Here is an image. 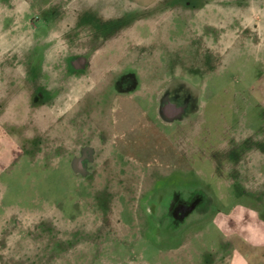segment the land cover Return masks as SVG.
Here are the masks:
<instances>
[{"label":"rangeland","instance_id":"rangeland-1","mask_svg":"<svg viewBox=\"0 0 264 264\" xmlns=\"http://www.w3.org/2000/svg\"><path fill=\"white\" fill-rule=\"evenodd\" d=\"M182 5L0 0V264H213L228 231L264 243V13Z\"/></svg>","mask_w":264,"mask_h":264},{"label":"crops","instance_id":"crops-1","mask_svg":"<svg viewBox=\"0 0 264 264\" xmlns=\"http://www.w3.org/2000/svg\"><path fill=\"white\" fill-rule=\"evenodd\" d=\"M131 1L133 2L134 6L138 8H152L160 2L165 1L166 3L172 0H131ZM180 1L183 2L182 6L184 8H188L189 10H195V9L201 10L205 8L207 5H210L212 2L225 3L227 4V8L229 7L233 10L232 14L234 16L239 15V17H236L235 19L231 18L232 20L230 22V25H233L232 22H235L237 20L238 21L235 22L234 25L243 24V22H245L244 21L245 16H250L252 13H256V15L258 16H261L264 13V0H180ZM237 11H239L240 14H238ZM233 211L235 212L236 210H232L228 217L231 216ZM246 213L250 214V217L254 215V218L255 217L259 218L257 214H253V212H251L250 210L249 212ZM227 237H228L226 240L227 243H225L226 248L224 247L225 250L221 251V252H225L226 254L223 255L222 260L216 261L213 264H264V243L253 242L252 238H248L244 234L243 235L238 234L236 231H232V232L228 231Z\"/></svg>","mask_w":264,"mask_h":264},{"label":"flooded vegetation","instance_id":"flooded-vegetation-1","mask_svg":"<svg viewBox=\"0 0 264 264\" xmlns=\"http://www.w3.org/2000/svg\"><path fill=\"white\" fill-rule=\"evenodd\" d=\"M40 23H41V27H40L39 31L37 30L38 26H35V28H37L35 33H39V34L33 35V39H35V43L38 42L39 39H43L45 37H48L49 30H51V22H40ZM99 31H101V30H98V32ZM96 36H97V34H96ZM98 36H100L99 33H98ZM46 46H47L46 42H45V44H42V45L35 44V46H33V49H35L36 47H42L43 53L45 54L44 48H46ZM45 57H42V59H40L39 67H37L40 71L39 74H45V73L47 74L48 73V67L43 66V64L45 63V60H47V59H45ZM69 65L72 66L76 71L84 72L87 69H89V66H88L89 62L87 61V59H85L84 56H78L77 58H74L71 62H69ZM87 73H86V75H91V74H87ZM94 74L95 73H93V75ZM129 77L124 76L122 78L123 81H122L121 85L124 86V88L119 90L120 95H122V93L124 94V92L127 93L128 91H130V89L127 88L129 86V82H132V80H130ZM32 80H34V82L39 81L38 75L35 76L34 78H32ZM46 95H47V88L38 89V87H37L36 89L33 90L32 94H31L32 104L34 106H37V105L42 106L43 104L46 103ZM86 96H88V95L81 97V99L77 102L78 106H82V104H84L83 101L85 100ZM166 101H168V99ZM130 103H131V101H130ZM130 103L125 104L124 111L127 112V114H128V115L126 114L127 116L131 117L132 119H135L134 115L131 116V110L134 108L139 110L141 105H139L138 102H135V101H133V105H131ZM165 107L166 108H164V116L167 118L172 119L175 116H177L176 114H178L180 112V110L176 111V108L172 107L171 105H166ZM173 111H175V112H173ZM137 113L138 112H135V114H137ZM143 134H144L143 128L139 127L137 129H135L133 136L135 137L136 141L137 140L140 141L141 138L143 140ZM85 150L86 149L82 148L80 150V155L78 156L81 159L83 158V160L85 158H87V155L84 153Z\"/></svg>","mask_w":264,"mask_h":264}]
</instances>
